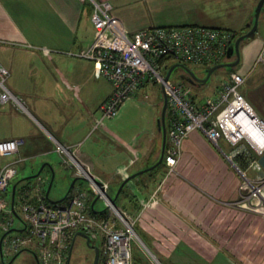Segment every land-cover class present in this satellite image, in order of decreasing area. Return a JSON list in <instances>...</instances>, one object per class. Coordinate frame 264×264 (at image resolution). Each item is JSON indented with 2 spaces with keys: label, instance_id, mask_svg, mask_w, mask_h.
<instances>
[{
  "label": "crops",
  "instance_id": "obj_1",
  "mask_svg": "<svg viewBox=\"0 0 264 264\" xmlns=\"http://www.w3.org/2000/svg\"><path fill=\"white\" fill-rule=\"evenodd\" d=\"M98 1H108L112 5L111 13L122 21L131 35L144 27L180 25L241 32L246 28L245 23L257 0ZM253 33L239 42L238 62L230 69L245 77L237 90L259 124L264 126V85L257 80L258 75L264 73V66L255 62L264 34L260 37L257 30ZM92 39L90 12L79 0H0V64L9 71L6 82L11 83L8 88L21 99L25 108L13 102L0 104V140L23 139L12 156L0 155L5 160L0 167L15 160L17 166L20 163L26 166L24 163L30 161L32 169V174L22 178L24 184L21 187L14 183L15 189L27 187L25 185L33 178L30 176L44 163V167L48 166L49 178L43 179L40 174L36 177L43 179L38 193L46 196V185L51 169L55 177L56 164L44 162L45 158L38 160L37 156L48 158L47 153L52 151L60 155L55 149L56 142L65 145L82 142L79 158L109 182V190L112 183L115 185L113 196L123 180L118 168L130 156L128 147L140 152L139 159L128 167V175L157 161L162 142L158 120L156 125L150 122L149 129L136 135L125 133L121 126L128 141L110 129L111 134L100 128L92 130L98 106L111 93V85L94 75L92 61L76 56L74 60L73 55L68 54L82 51ZM41 46L50 48L52 57L43 55ZM232 59L234 56L227 60ZM226 71L225 79L229 73ZM253 76H256L255 80L249 86ZM73 82L81 85L76 91L72 88ZM210 93L211 98L216 97L215 90L211 89ZM17 110L29 117L21 113L20 117L16 116ZM7 124L9 131H6ZM111 125L115 127L112 121ZM166 141L165 147H168L167 135ZM218 144L231 156V162L199 130L192 129L180 144L177 175L163 181L167 169L165 153L160 174H154L153 168L135 176L132 179L135 189L145 199L163 184L164 190L158 193V203L153 207H144L127 184L120 189L116 201L120 198L136 211L135 230L147 248V253L139 248V254L132 251L134 264H264V216L231 205L237 196V169L251 176L255 173L251 163L256 160L260 166L258 172L264 174V144L258 153L245 138L231 145L220 137ZM235 150L238 152L234 154ZM70 172L60 176L59 181L74 179L73 169ZM81 180L85 179L77 177L73 187L88 189ZM14 184L11 181V186ZM34 185L28 187L29 194L36 195ZM66 195L67 192L60 200ZM95 203L96 198L92 195L86 200L89 211L100 214L103 210H95ZM147 254L154 255L159 262ZM99 259L102 264L101 255Z\"/></svg>",
  "mask_w": 264,
  "mask_h": 264
},
{
  "label": "built area",
  "instance_id": "obj_2",
  "mask_svg": "<svg viewBox=\"0 0 264 264\" xmlns=\"http://www.w3.org/2000/svg\"><path fill=\"white\" fill-rule=\"evenodd\" d=\"M79 1H88L91 5L93 39L82 51L68 54L92 61L94 75L104 78L111 85V93L98 106L92 130L100 128L111 134L105 121L116 117L122 105L137 93L139 87L153 80L160 82L167 97L166 132L169 145L166 148L167 169L163 181L178 174L180 144L192 129L199 130L230 162L231 156L219 147L220 137L231 145L245 138L256 153L260 151L264 144V126L259 124L237 90L245 78L243 75L229 72L227 79L217 86L215 98L193 103L182 93L180 86L173 84L169 78L165 80V72H161L168 57L191 65L211 66L226 61V51L233 42L235 32L220 27L180 25L144 27L130 35L122 21L111 13L112 5L108 1ZM39 49L43 55L52 52L46 46ZM255 62L264 66V40ZM8 76V69L0 64V104L13 102L25 110L21 99L5 84ZM78 87L72 85L75 91ZM243 124H249L254 134L247 137L241 130ZM257 137L261 139L260 144ZM22 143V138L0 140V155L12 156ZM55 145L56 151L63 156L62 162L74 168L76 177L88 181V189L74 186L65 200L49 202L43 193H38L40 182H43L38 176L34 185L36 195L28 193L29 186L15 189L13 193L11 181L17 173V161H7L0 167L2 260L4 256L27 249L34 253L38 264H66L76 232L82 231L90 243L101 242L102 264H134L133 244L147 251L135 230V218L111 203L108 196L109 182L100 178L79 158L82 142L74 145L56 142ZM128 149L130 156L127 162L118 168L122 179L128 176V167L140 157L139 150L132 147ZM237 152L235 150L234 154ZM251 166L255 170L251 176L236 170L237 196L231 205L264 216V174L258 172L260 166L256 160H252ZM126 184L144 207L155 206L159 200L158 193L164 190L163 184H160L145 199L136 191L132 180ZM90 195H97L105 201L107 207L103 214L96 215L89 211L86 200ZM17 218L23 222L21 229L13 228Z\"/></svg>",
  "mask_w": 264,
  "mask_h": 264
},
{
  "label": "rangeland",
  "instance_id": "obj_3",
  "mask_svg": "<svg viewBox=\"0 0 264 264\" xmlns=\"http://www.w3.org/2000/svg\"><path fill=\"white\" fill-rule=\"evenodd\" d=\"M255 30H257L259 32L260 37L263 36V34H264V4L262 6L259 17L257 19V25H256ZM253 34L254 33H252V35ZM52 55H53V53L47 57H52ZM73 59L75 60L77 58H75V56H73ZM78 59H80V58H78ZM81 60L83 61V59H81ZM177 62H178V60H166V65H162L161 72H165L166 66H170L171 64L173 65L174 63H177ZM185 64L193 72V74L196 77L203 78L205 76V70H206L205 65H191L188 63H185ZM207 66H209V65H207ZM181 72H182V74H183V72L186 73L181 67H175L170 74L169 80H171V82L173 84L180 86L182 93L185 96L192 98L194 100V102L198 103V102H200L206 98L212 97L211 93H210L211 89H213V91L215 90V92H216V88L219 85V83L225 79V73L227 71L224 68H217L209 75L207 80L202 85L196 84L195 86H193L192 83H189L188 81H186L183 78ZM255 77L256 76H253L250 79L249 86H252V82H254ZM257 80L261 84L264 85V73H260L258 75ZM101 82L103 84L105 83L104 85H108L103 80H101ZM9 83H11V82H9ZM9 83L5 82L7 87H10ZM12 84L15 86L14 78H13ZM73 84L78 85L79 87L81 86L79 83L73 82ZM245 87H247V85ZM216 94H215V96H216ZM134 96L132 98L128 99L124 108L121 109L122 112L120 111L116 117L105 121L106 128L112 130L113 132L115 131L114 133L118 134L120 137L124 138L127 141H128V139H126L127 135L125 133L130 132L131 134L135 133V135L140 134V133H143L145 129H149L151 123H153L155 125L157 124V120L160 117V112H161V108H162L161 107V105H162V87H161V84L158 81L150 80V81H148V83H146L142 87H139V89L137 91V95L135 97ZM17 111H19V113H17L16 116L20 117L19 114L21 113L22 115H24V117H29V116H27V113H25L21 110H17ZM151 120H153V122ZM111 121L113 122V124L115 123V125H114L115 127H113V125H111ZM121 126H123V128H125V130H124L125 133H124V131L120 130ZM9 130H10V125L7 124L6 125V131H9ZM47 156H49V157L46 158V156L45 157L37 156L38 160L45 158L44 162L49 161V162H53L52 164H56L54 166V167H56V173H55V177L53 178L47 200L58 201V200H60V198H62L66 194V192H67V190L71 184V181L73 180V178H71L70 181H68V179H67V180H64V182L62 183L59 181V177L65 175V174L69 175L71 173L70 172L71 169H73V171H74V168L65 164V163H63V164H65V166H63L61 163L63 156L61 154L58 155L55 151H52L51 153H47ZM60 156L62 158H60ZM4 161H5L4 158L0 157V164ZM163 162H164V160H163ZM163 162L159 166H157L155 169H153L154 174H160V171L163 169V164H164ZM60 163L62 166H60ZM140 163H143V162H140ZM24 165H26V166H23V164L20 163V165L17 166V173L15 174V176L12 180V184H14V183L19 184L18 188L24 184V183L22 184V181H21L22 178L26 177L29 174H32V169L30 168L31 167L30 161L25 162ZM38 169H37V171H38ZM40 176L43 179L49 178V169H48L47 165L40 172ZM30 179H32V181L29 184H26L25 186H30L33 183H35L37 177H33ZM82 182L84 183V186L87 188L89 185L88 181L83 180ZM46 186H48V184ZM115 190H116L115 185L112 183L111 189L108 191V196L111 199L114 197L113 192H115ZM95 198H96L95 210H105L107 207L105 201L101 197H97V195H95ZM119 199L120 198H118V201H116L117 205L120 206L121 209L126 211L132 218L134 216H136V211H134L131 208V205H129V203H127V202L120 201ZM22 227H23V222L17 218L15 220V225L13 228L21 229ZM13 234H15L14 231H13ZM1 235H2V233H0V236ZM91 244L96 246V247H101V242L99 240L95 243L91 242ZM137 248H138L137 245L134 243L133 244L134 254L140 253V250ZM145 253H147V251ZM13 254L4 256L3 257L4 262L8 263L11 260ZM147 255L150 259H153V260L157 259L153 255H152L153 257L149 256V254H147ZM92 262H93V250L86 244L84 237L77 235L75 240H74L73 251H72V255H71V259H70L69 264H92ZM0 264H4L1 261V257H0ZM9 264H38V263H37V260L34 256L33 252H31L29 250H23V251L19 252L16 255V257L14 258V260ZM99 264H101L100 261H99Z\"/></svg>",
  "mask_w": 264,
  "mask_h": 264
},
{
  "label": "water",
  "instance_id": "obj_4",
  "mask_svg": "<svg viewBox=\"0 0 264 264\" xmlns=\"http://www.w3.org/2000/svg\"><path fill=\"white\" fill-rule=\"evenodd\" d=\"M264 4V0H257L256 1V4L253 8V11H252V14L250 15L248 21L245 23V26L247 28L246 31L242 32L240 35H238L232 44L229 45V47L227 48V51H226V58L227 59H230L232 56H234V59L232 60H227V61H224V62H220V63H216V64H213L211 66H209L208 68H206L205 70V76L203 78H198L196 77L193 72L184 64L180 63V62H177V63H174L173 65H171L167 70H166V73H165V77L164 79L167 80L169 77H170V74L172 72V70L175 68V67H181L185 72H186V76H183V78L188 81L189 83H204L207 78L209 77V75L211 74V72H213L215 69L217 68H225V69H229L231 67H233L234 65L237 64L238 62V44L241 40L245 39V38H248L253 32H255V29H256V25H257V19H258V15H259V12L261 11L262 9V6ZM162 108H161V112H160V117L158 119L159 121V128L161 130V133H162V142H161V149H160V153H159V157L157 159V161L143 169V170H140L138 172H135L133 174H130L128 175L125 179L122 180V182L120 183V186H119V189L116 193V195L110 199L111 200V203L115 205V201H116V197L118 195V192L120 191V189L126 185V183L129 181V180H132L135 176L139 175V174H142L143 172H146L148 170H151L153 168H155L156 166H158L159 164H161V162L163 161L164 159V154H165V145H166V123H165V114H166V108H167V97H166V94H165V91L163 90L162 88ZM44 163L40 166V168L38 169V171L33 174L32 176L30 177H35L37 175L40 174V172L42 171L43 167H44ZM53 178H54V171L53 169H51V177H50V180H49V183H48V187H47V190H46V196H48V192H49V189L51 187V184H52V181H53ZM77 177H75L72 181H71V184L67 190V193L71 190V188L73 187V184H74V181L76 180ZM15 188H16V184H14L12 186V191L14 193L15 191ZM91 207L93 208V203L91 205ZM76 235L78 236H82L85 238V241H86V244L91 247L93 249V252H94V255H93V264H98L99 262V255H100V252H99V247H96L94 245H92L89 240H88V237L87 235L82 232V231H77L76 232ZM74 242V241H73ZM73 242L71 243L70 247H69V251H68V257H67V261H66V264H69L70 262V257H71V254H72V248H73ZM147 249V248H146ZM18 253L14 254L11 258V260L8 262V263H4V264H9L11 263L14 258L16 257ZM0 257H1V249H0Z\"/></svg>",
  "mask_w": 264,
  "mask_h": 264
},
{
  "label": "trees",
  "instance_id": "obj_5",
  "mask_svg": "<svg viewBox=\"0 0 264 264\" xmlns=\"http://www.w3.org/2000/svg\"><path fill=\"white\" fill-rule=\"evenodd\" d=\"M83 5L85 6V7H87L88 9H89V12L91 13V5H90V3L88 2V1H85L84 3H83ZM259 14H260V12H259ZM258 17H259V15H258ZM247 30V28H244L243 29V31H239V32H235V31H233V32H235V36H234V39L238 36V35H240L242 32H244V31H246ZM234 39H233V41H234ZM242 41V40H241ZM240 41V42H241ZM233 43V42H232ZM231 43V44H232ZM167 57H164L163 59H166ZM167 60H177V59H175V58H173V57H168L167 58ZM225 60H227V59H225ZM178 62H180V61H178ZM160 63H161V60H160ZM180 63H182V64H184V65H186L184 62H180ZM172 65V64H171ZM170 65V66H171ZM170 66H166L165 67V69L167 70ZM209 67V66H208ZM208 67H206V68H208ZM225 69V68H224ZM166 70H165V73H166ZM226 70H228L229 72H233V71H231V69L229 68V69H226ZM195 84H198V85H202L203 83H196L195 82ZM210 99H213V98H210ZM190 100L193 102V103H196V102H194V100L192 99V98H190ZM205 100V99H204ZM204 100H202V101H200V102H198V103H202ZM161 107H162V105H161ZM166 110H167V108H166ZM167 116H166V114H165V123H166V129H167V118H166ZM166 135H167V132H166ZM166 144H167V141H166ZM167 146V145H166ZM166 148L167 147H165V153H166ZM165 155V154H164ZM164 160V159H163ZM163 162V161H162ZM161 162V163H162ZM160 165V164H159ZM155 169V168H154ZM36 177V176H35ZM72 189V188H71ZM71 191V190H70ZM70 191L67 193V195L70 193ZM67 195L62 199V200H65L66 199V197H67ZM93 197H95V195H92ZM134 197H136L135 195H134ZM62 200H58V201H62ZM52 202H56V201H52ZM115 204H116V202H115ZM117 205V204H116ZM93 211H94V209H92ZM104 213V210L100 213V215L101 214H103ZM96 215H99V214H96ZM23 250H27V249H21V250H19L18 252H16V253H19V252H21V251H23ZM16 253H14V254H16ZM13 254V255H14ZM2 261H4V260H2ZM99 261H100V259H99Z\"/></svg>",
  "mask_w": 264,
  "mask_h": 264
},
{
  "label": "bare ground",
  "instance_id": "obj_6",
  "mask_svg": "<svg viewBox=\"0 0 264 264\" xmlns=\"http://www.w3.org/2000/svg\"><path fill=\"white\" fill-rule=\"evenodd\" d=\"M241 130L244 132V134L249 137L250 135H253L254 132L252 130V127H249V124L246 125V124H243L242 127H241ZM257 142L260 144L261 143V139L259 137H257ZM154 256V255H153ZM155 257V256H154ZM159 262V260H158Z\"/></svg>",
  "mask_w": 264,
  "mask_h": 264
},
{
  "label": "flooded vegetation",
  "instance_id": "obj_7",
  "mask_svg": "<svg viewBox=\"0 0 264 264\" xmlns=\"http://www.w3.org/2000/svg\"><path fill=\"white\" fill-rule=\"evenodd\" d=\"M182 74V73H181ZM187 74L186 73H184L183 72V74H182V76H186ZM91 248V247H90ZM92 249V248H91ZM93 250V249H92ZM72 251H73V249H72ZM72 255V254H71ZM93 255H94V252H93ZM70 259H71V257H70ZM92 264H93V262H92Z\"/></svg>",
  "mask_w": 264,
  "mask_h": 264
}]
</instances>
